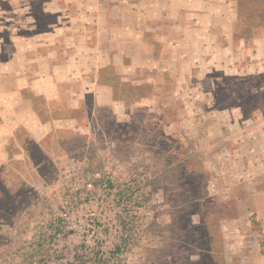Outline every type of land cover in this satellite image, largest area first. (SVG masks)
Returning a JSON list of instances; mask_svg holds the SVG:
<instances>
[{"label":"rangeland","instance_id":"1","mask_svg":"<svg viewBox=\"0 0 264 264\" xmlns=\"http://www.w3.org/2000/svg\"><path fill=\"white\" fill-rule=\"evenodd\" d=\"M113 6L0 0V264H264V0Z\"/></svg>","mask_w":264,"mask_h":264},{"label":"crops","instance_id":"2","mask_svg":"<svg viewBox=\"0 0 264 264\" xmlns=\"http://www.w3.org/2000/svg\"><path fill=\"white\" fill-rule=\"evenodd\" d=\"M77 3V9H76V13L75 14H68V15H64V12H60V17L62 15L63 19L66 18V16H71L73 19H75L77 16V18L79 20H81L82 17H84L85 19H87V23H89V28H93L94 32H111V34L113 33V29L114 27L118 28V30H122V26H124L123 28L127 27L126 23H123L122 20L120 18L123 17L122 13L120 14V12L118 11H113L112 7L109 8L110 6H113L115 2H120L121 5H127L129 0H107V8L104 10V6L101 4L104 1L103 0H92L93 2L90 3L87 6H84L83 4L86 5V3H89L90 0H74ZM113 2L112 4L109 2ZM143 1H147L148 2V6L150 7H154L155 8V4L158 3V0H142ZM101 2V3H100ZM114 7V6H113ZM152 12H154L152 10ZM152 12L148 13V14H144L142 13V17L144 16H148V17H152L155 18L156 16L152 15ZM155 13V12H154ZM81 16V17H79ZM113 18H116L117 20L114 23ZM117 22V24H116ZM121 23V24H119ZM63 24H65L63 22ZM67 24V22H66ZM62 27H67V25L61 26ZM144 28V27H143ZM90 32V31H89ZM122 32V31H121ZM90 34V33H89ZM110 41V40H109ZM82 48L84 47L81 46ZM90 46L87 45L86 48H89ZM93 50L97 49V45L93 46L92 48ZM90 48V50H92ZM91 59V64L92 66L94 65H100L103 64L104 61L102 60V56L98 55L97 53L92 54V56L89 57ZM90 61V60H89ZM24 126L30 128V125L26 123V121L23 123ZM31 129V128H30Z\"/></svg>","mask_w":264,"mask_h":264},{"label":"built area","instance_id":"3","mask_svg":"<svg viewBox=\"0 0 264 264\" xmlns=\"http://www.w3.org/2000/svg\"><path fill=\"white\" fill-rule=\"evenodd\" d=\"M91 175H93V178L90 179V181L87 182V187L92 190L96 185V181H101V173L100 172H93ZM104 188H106V186H104ZM102 200H104V198H102ZM103 204V202H100ZM63 211L61 212V218L59 219V224L58 226L60 227L59 230H55L57 233L56 237L62 239L64 237V233H68L71 232L73 233V231L75 230L76 232V236L79 239H86L89 237L92 238H96L97 240H100V233L102 231V227L100 226L99 219H98V215L100 214H96L93 213V215H90L89 217L84 219H81L80 217H78L76 215V206L75 205H67V206H63ZM94 215H96L94 217ZM74 236V235H73ZM56 239V238H55ZM86 251V249L82 250V247L78 248L76 251H74V254H84ZM54 252L58 253V251L56 250H52L51 254H53ZM60 255V253H59ZM63 261V260H62ZM61 261V262H62ZM59 261V263H57L55 260H49L46 259L44 261H42L40 264H64L61 263ZM65 262V264H74L72 262Z\"/></svg>","mask_w":264,"mask_h":264}]
</instances>
